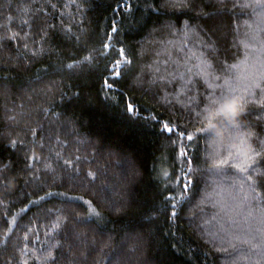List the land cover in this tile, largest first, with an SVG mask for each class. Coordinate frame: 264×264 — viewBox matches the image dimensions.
I'll list each match as a JSON object with an SVG mask.
<instances>
[{"label": "trees", "instance_id": "trees-1", "mask_svg": "<svg viewBox=\"0 0 264 264\" xmlns=\"http://www.w3.org/2000/svg\"><path fill=\"white\" fill-rule=\"evenodd\" d=\"M117 2L77 0L81 5L77 10L74 5L65 7L69 0H0V264H40L36 256L49 248L56 264H232L233 260L264 264L259 249L250 250L233 239L254 236L253 243H261L255 231L259 212L243 201V192L235 200L224 193L223 208L202 204V196L219 178L199 177L189 193L191 202L169 219L165 197L170 193L162 176L164 170L173 172L174 162L179 164L180 147L172 142L174 136L170 140L161 130L163 124L179 122L193 132L202 126L196 113L214 91L219 95L226 90L221 86L235 75L228 65L244 59L246 50L239 41L253 22L251 10L232 8L237 0H224L227 8L218 0H203L209 16L191 20L198 34L181 43L154 14H145L143 0H127L131 12L116 9ZM66 25L72 26L73 38H65ZM113 25L119 33L111 32ZM45 29L55 33V40L41 39ZM12 33L19 37L8 39ZM105 34L112 40L104 42L117 49L123 45L134 58V76L142 74V84L129 87L133 76L109 92L104 80L111 79V65L106 68L103 58L82 71L69 72L61 66L86 50L99 49ZM75 36H80L79 44ZM201 61L211 65L208 76L198 75ZM156 67L162 69L156 75L166 79L152 84ZM52 81L59 90L47 92ZM130 101L137 109L135 116L125 111ZM257 111L249 106L251 114L241 119L242 131L252 130L264 139V120H257ZM223 134L227 143L228 132ZM205 147L201 141V152ZM188 151L192 154L193 149ZM33 155L41 158L39 164ZM76 156L81 157L79 174L64 165V159ZM44 163L54 171H37ZM88 171L96 174L95 181L86 175ZM227 171L225 183H230L232 170ZM48 190L83 196L91 205L80 201L67 207L60 197H50L40 206L29 203L36 193ZM108 197L116 207L123 206L122 211L115 212ZM90 207L102 213L101 221L95 216L86 219ZM56 209L68 216L60 234L53 229ZM77 215L85 222L77 223ZM208 229L217 232L215 239ZM57 240L60 245L52 248ZM221 248L227 251L217 250Z\"/></svg>", "mask_w": 264, "mask_h": 264}, {"label": "snow or ice", "instance_id": "snow-or-ice-1", "mask_svg": "<svg viewBox=\"0 0 264 264\" xmlns=\"http://www.w3.org/2000/svg\"><path fill=\"white\" fill-rule=\"evenodd\" d=\"M218 2L227 8L224 0H218ZM143 3L147 10L145 14H154L157 20L163 22L162 26L167 28L181 43H184L190 34H198L196 33V27L190 23L191 20L209 16V13L204 10L203 0H143ZM72 5L77 10L81 7L77 0H69L65 7ZM232 8L250 9L254 18L253 22L247 25L248 30L245 33V38L239 41L240 45L246 50L244 59L239 63L228 65V68L235 75L227 78L225 85L221 86L226 90H222L219 95H216L214 91L207 105L196 113L199 123L202 125L200 128L193 132L182 127L179 122L168 121L163 124L161 130L169 134L168 138L171 140L174 136L175 140L172 142L180 143L178 149L179 164L177 165L174 162L172 173L167 170L162 171L165 188L170 193L165 197V200L167 201L166 207L170 211L169 219H175L182 211V205L191 202L189 193L194 186L198 185L199 177L210 175L219 178L213 181L212 191L204 193L201 203L212 202L214 205L220 204L223 208L226 206L223 202L224 193L227 192L235 200L238 198L239 193L243 192V201L252 204L259 212V227L255 231L261 236V243H253L254 236L245 238L234 235L233 239L249 245L250 250L259 249L260 254L264 256V163H261L264 161V139L261 138L259 133L252 130L242 131L244 126L241 124V119L251 114L249 112L250 105L254 110H258L256 112L257 120H264V38H261V33H264V0H242V2L237 0V2L232 3ZM116 9L131 12L132 5L127 0H118ZM69 17L71 18V14H69ZM22 23L28 25L29 21L24 20ZM178 25L181 26L178 27ZM54 27V25H48L49 29ZM62 31L65 38H73L71 25H66ZM111 32L119 33V29L113 25ZM24 35L27 36L28 33ZM18 37L19 33H12L8 39L16 40ZM41 39L53 41L55 40V33L45 29L42 32ZM74 39L79 44L80 36H75ZM111 40V34H105L99 49L93 47L86 50L87 54L82 53L78 58L71 59L69 57L71 62L61 66L69 72L82 71L84 68L95 67L103 58L108 61V64L105 65L106 68L111 65L108 73L111 79H105L104 86L109 92H112L113 89L117 88V85L134 76L136 65L134 58L128 54L123 45L117 49L113 43L104 42ZM168 43L172 44L174 41L169 40ZM23 47L27 48L28 44L24 43ZM208 47H212V45L209 44ZM40 52H43V48L40 49ZM112 52H115V56L111 55ZM251 52H255L256 56L251 57ZM31 55L35 57L37 52H32ZM197 67L200 68L198 75H209L208 69L211 65L206 61H201V64ZM166 71V69L163 70V72ZM156 73H162V69L160 67L154 69L150 80L152 84H155L157 80L163 81L166 79L165 75L157 76ZM216 78L219 79V77ZM143 82L142 74L135 75L128 86L140 85ZM46 89L47 92L59 90L55 81L50 82ZM60 94L63 98L62 91ZM44 111L47 113L48 109H44ZM125 111L131 116H135L137 113V109L131 101L126 104ZM10 119H14V117H10ZM224 131L228 132L227 143H225ZM185 140L188 141V144L183 143ZM253 140L259 150L253 146L251 142ZM201 141L206 145L203 152L199 148ZM12 143L14 146L15 141ZM189 148L193 149L192 154L189 153ZM59 155L57 153L58 157ZM31 159L37 164L41 161V158L36 155H33ZM84 159L86 160L87 157ZM64 165L79 174L81 171V157L76 156L74 160L64 159ZM28 167L32 168V165L29 164ZM228 169L232 170L231 182L225 183V177H229ZM36 170L54 171L51 169V165L47 163H44L43 169L37 168ZM86 175L92 181H95L96 174L94 172L88 171ZM61 186H63V180H61ZM233 190L237 192V195H232ZM174 192L178 194H172ZM50 197L62 198L63 204L67 207H72L80 201L91 205V201L84 200L83 196L70 195L67 191L53 192L51 190L45 191L43 195L36 193L35 199H30L29 203L40 206ZM108 203L110 207L114 208L115 212H120L123 209V206L116 207L111 197H108ZM47 212L52 214L53 209L49 208ZM252 215L253 213L250 211L248 216L252 217ZM93 216L97 218L98 222L103 219L101 212L97 211L95 207H90L86 219L91 220ZM67 222L68 216L61 209H56L53 229L57 231V234H60ZM76 222L84 223L85 221L77 215ZM65 236H67V233H65ZM25 239H28V237L25 236ZM60 243L61 241L57 240L52 248L58 247ZM231 246L235 248L234 244H231ZM217 250L227 251L223 248ZM68 251L71 252L70 244ZM248 258L247 256L239 257V259ZM36 259L40 264H56L57 262L51 248L41 252L39 256H36ZM24 264H27V261ZM69 264H72V262L69 261ZM232 264H236V261L233 260Z\"/></svg>", "mask_w": 264, "mask_h": 264}, {"label": "rangeland", "instance_id": "rangeland-1", "mask_svg": "<svg viewBox=\"0 0 264 264\" xmlns=\"http://www.w3.org/2000/svg\"><path fill=\"white\" fill-rule=\"evenodd\" d=\"M208 231L211 233V234H216L217 232H213V229H208ZM215 231V230H214ZM211 237L213 238V239H215L216 238V235H211ZM218 240V239H217Z\"/></svg>", "mask_w": 264, "mask_h": 264}]
</instances>
